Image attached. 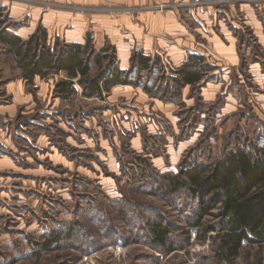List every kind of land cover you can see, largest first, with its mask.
Returning <instances> with one entry per match:
<instances>
[{
    "label": "rangeland",
    "instance_id": "374dc122",
    "mask_svg": "<svg viewBox=\"0 0 264 264\" xmlns=\"http://www.w3.org/2000/svg\"><path fill=\"white\" fill-rule=\"evenodd\" d=\"M60 2L23 6L19 15L11 4L3 5V27L21 30L28 39L47 14L43 24L50 45L88 40L96 53L109 48L113 66L125 72L133 67L132 53L144 54L142 46L136 47L138 12L125 7L130 4ZM236 2L153 5L163 13L177 10L176 47L167 39L151 48L154 52L144 55L157 58L155 71L135 68L132 77L155 91L170 85L189 54L200 55L209 67L198 85L184 87L168 102L131 86L86 98L76 82V91L63 99L55 86L65 75L28 84L0 49V264H225L215 254L216 233L203 236L193 226L202 203L185 192H169L166 177L183 166L222 159L235 144L250 149L264 144V24L249 26L243 11L235 10L248 3L260 8L264 0ZM37 8L48 12L37 14ZM124 8L135 15L123 16L119 10ZM104 15L109 19L105 28L123 26L133 49L123 51L124 38L102 32L97 23ZM257 15L264 22V9ZM217 28L234 32L237 46L230 37L220 42ZM97 70L91 65L90 75ZM155 223L169 231L173 251L152 243ZM53 230L72 234L37 252ZM249 250L233 264H255L258 257L264 263V247Z\"/></svg>",
    "mask_w": 264,
    "mask_h": 264
},
{
    "label": "trees",
    "instance_id": "16d2710c",
    "mask_svg": "<svg viewBox=\"0 0 264 264\" xmlns=\"http://www.w3.org/2000/svg\"><path fill=\"white\" fill-rule=\"evenodd\" d=\"M5 8L0 6V49L10 56L21 78L28 84L35 78L47 79L51 75H65L55 86V93L68 98L76 91L75 82L86 98H101L115 87L142 88L148 96L170 101L184 87H195L209 70L203 57L189 54L168 87L155 91L134 79L135 68L150 73L157 67V58L143 53H132V69L121 71L113 57L104 48L96 53L86 44L69 43L50 45L48 32L38 28L28 39L22 40L12 30L5 29ZM91 65L98 73L90 75ZM235 144L213 163L181 167L176 175L166 177L168 191L185 192L195 196L201 204L199 217L193 225L198 234L215 232V254L225 264H233L241 252L264 247V144L262 146ZM210 216L213 219H206ZM199 218V219H198ZM152 243L173 251L169 231L155 223L151 232ZM72 232L51 231L44 236L37 252L49 251L54 245L70 239ZM255 264H264L262 257Z\"/></svg>",
    "mask_w": 264,
    "mask_h": 264
},
{
    "label": "crops",
    "instance_id": "0c3cea01",
    "mask_svg": "<svg viewBox=\"0 0 264 264\" xmlns=\"http://www.w3.org/2000/svg\"><path fill=\"white\" fill-rule=\"evenodd\" d=\"M52 1H54L55 3H50ZM60 1L61 0H12V1L11 0H0V6L11 4L10 9H11L12 13H14L15 15L16 14L19 15L22 13V11L24 9H18V8H24L23 6L45 7L46 5L49 6L52 4L56 6L57 4L61 3ZM72 1H76V0H72ZM123 1H124V3L126 2V4H130V6L126 5L125 7L132 8L134 10L136 9L135 11L138 12L137 15L135 16L137 25H136V29H134V30H136V36L135 37L138 40V42L136 43V47L142 46L144 54H147V53L151 54V52H154L153 50H151V48L153 49L155 46H160L163 43L162 41L167 40V39H168V42H172L173 45L171 47H173V48L176 47V43H177L176 41L177 40L175 38H173L172 36L177 35V25H178L177 10L176 9L173 11L169 10V11L163 13V10H165V9L159 11L158 9L154 8L155 6L161 5L163 2H166V0H123ZM170 1L171 0H168V3ZM234 1L242 2L243 0H234ZM155 3H157V4L153 7V5ZM150 5L153 8L149 7ZM170 6L171 5L169 3L168 7H170ZM258 6L260 8L254 6L250 3L239 4V7L235 8V10L238 13H241L243 11V15L246 16L245 19H246L249 26H250V24H253V23L255 24V26H258V24H260V23H261V25L264 24L263 20L259 19L258 15H257V13H259V11L261 9H264V4H259ZM32 7H30V8H32ZM30 8H29V10L32 11ZM37 10H39V12L37 14H40V15L42 13L48 12V11H45L44 8L43 9L37 8ZM134 10H131V11H134ZM150 10H152V12H149ZM119 11L121 12V14L123 16L124 15H127V16L135 15L134 14L135 12H129L125 8L120 9ZM32 12H34V11H32ZM188 13L192 16V15H194L195 10H189ZM200 13H202V11H200ZM196 14H198L197 11H196ZM46 16H47V14H44L43 17H41V18L39 17L40 18L39 28H41V29L44 28L45 30L46 29L48 30L47 24L46 25L43 24V22L46 19L45 18ZM102 17H105L104 19H102L104 21V23H102L101 22L102 20L100 21V19H99V22L97 23L98 25L100 24V26L104 27V31H102L103 28L101 31L105 32V34H107L108 36L109 35L110 36H116V34H117V35L121 36V40L124 38L123 39L124 41L122 42V44H119V45H121V48H123L122 49L123 51L127 50V49H133L134 46H129V42H133V41H130L129 33H125L126 31H123L124 30L123 26L119 25V26H117L118 28H115L113 26L111 29L105 28L108 25L107 23H108L109 19H108L107 15L101 16V18ZM127 18L129 19V17H127ZM145 28L148 30V32H146V33L143 32ZM248 28L251 29V27H248ZM37 29L38 28H36L35 30H37ZM134 30L132 32H135ZM227 30L223 31L222 29H220V32H221L220 33L218 28H217L215 30V32H216L215 35L220 40V42H223V43L228 42L229 37H230V39H233L235 41V47H236L237 46L236 45L237 36L234 34V32H230L229 30L228 31ZM20 31L15 32V34L17 36H19L22 40H26V39H23L21 33H19ZM205 32L210 33L207 30H205ZM236 32L239 34L240 31H236ZM162 33H164L165 35H168V37L163 38L164 36L162 35ZM201 36H204L203 33H201ZM122 56H125V55H122ZM37 79L41 80V81L46 80V79H39V78H37ZM20 80H22V78Z\"/></svg>",
    "mask_w": 264,
    "mask_h": 264
}]
</instances>
